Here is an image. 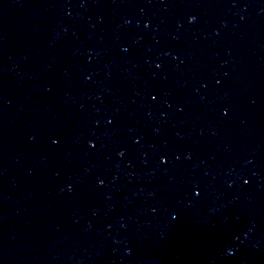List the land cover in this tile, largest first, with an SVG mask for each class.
Instances as JSON below:
<instances>
[{
	"label": "water",
	"instance_id": "obj_1",
	"mask_svg": "<svg viewBox=\"0 0 264 264\" xmlns=\"http://www.w3.org/2000/svg\"><path fill=\"white\" fill-rule=\"evenodd\" d=\"M0 264H264V0H0Z\"/></svg>",
	"mask_w": 264,
	"mask_h": 264
}]
</instances>
